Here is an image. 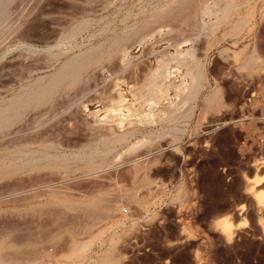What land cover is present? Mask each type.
Masks as SVG:
<instances>
[{
    "label": "rangeland",
    "instance_id": "1",
    "mask_svg": "<svg viewBox=\"0 0 264 264\" xmlns=\"http://www.w3.org/2000/svg\"><path fill=\"white\" fill-rule=\"evenodd\" d=\"M5 1L0 107L27 97L69 58L105 54L82 70L79 82L63 81L47 100L27 106L14 123L23 124L20 138L0 137V247L10 262L104 264L116 256L114 264H264V207L244 193L242 175L264 176V0H232L229 19L200 30L182 18L214 1L181 0L174 18L162 21V32L153 23L134 35L171 0ZM235 25L237 33L227 34ZM147 32L154 33L144 41ZM190 35L192 42L181 40ZM178 39L184 50L196 46L206 68L208 85L198 100L182 103L173 119L138 126L128 143L95 158L111 163L103 169L85 172L83 160L69 159L64 167L41 157V151L61 156L105 148L98 139L113 132L94 113L107 114L116 83L134 102L129 86L148 88L158 67L155 53L175 52ZM118 43L125 58L116 52ZM253 56L252 67H244ZM214 92L213 105L206 106ZM239 204L247 205L250 226L229 244L209 223L227 211L238 223ZM75 243L87 247L75 251Z\"/></svg>",
    "mask_w": 264,
    "mask_h": 264
},
{
    "label": "bare ground",
    "instance_id": "2",
    "mask_svg": "<svg viewBox=\"0 0 264 264\" xmlns=\"http://www.w3.org/2000/svg\"><path fill=\"white\" fill-rule=\"evenodd\" d=\"M8 1H10V0H6L3 3L5 5H8L10 3V2L8 3ZM213 1H214V4H211V2H208V1L201 2L199 9L196 11L195 17L191 16L190 14H186L182 18L183 22H186V24L192 23L190 25H194V24L197 25V23H198L200 25V26L198 25L199 30H200L201 28L202 29L213 28L214 26L219 24V22H221L223 19H229V15L231 13V10L235 6L234 3L232 2V0H224L223 2H219V0H213ZM180 3H181V0H171L169 6H167L165 8L158 9L157 11H155L153 14V18L151 20H147L145 23L141 24L140 27L134 28L132 30V31H134V32H132L133 35L139 33L140 31L147 28L148 26H150L153 23H156V24L160 23L158 25V27L155 29V31L162 32V30H163L162 21H164L166 19H170L172 17L174 18V16L177 13L176 12L177 8H175L174 5H179ZM205 15L206 16L207 15L208 16H216L217 20L215 22H207L204 19ZM197 20H200V21L196 22ZM171 22H173V23H170V24H172L174 26L175 25L174 21H171ZM194 22H196V23H194ZM170 24H169V26H170ZM183 28L184 27L182 26L181 29H183ZM186 28H187V26H186ZM132 33H130V35ZM153 33L154 32H147L145 35H143L142 39L144 41L147 40V38H149ZM236 33H237V25H235L233 28L230 27L228 32H227V34H229V35L230 34L233 35ZM185 34L187 35V33H185ZM192 36L190 35V36L183 37V38H181V40H183V41L189 40L188 42H190V41L192 42L193 38H194ZM170 38H171V36L169 37V39ZM181 40H179V41L174 40L175 42L172 43V45L174 46L175 52L163 53L161 55H159L158 53H155L156 55H158V60H157L158 67L154 71H152L153 78H152V81L148 84V88H145V89L138 88V87H136V85L134 86L133 84H131V85L128 84L129 82H127L125 80L127 82L126 84L130 85L129 86L130 89H128V90L133 95L134 100H135L134 102L129 101V99L126 97L124 91L122 90V87L119 86V83H116L114 85L116 87L115 88L116 94L112 93L113 96H115V97L110 99L109 105L107 104V106H105V111L107 112V114L104 117H100V116H98V112L94 113V116L97 117L96 120L99 121L97 123H101V124H102V122L105 123L106 125L109 126V129L112 130V132H113V135L101 136L98 139L102 143L107 144L105 148H103V149L95 148L89 152L82 151V152H79L78 154L70 153V154H65V155H61V156L58 154H47V152L41 151V157L53 158L54 160H52V163L54 165H58L59 163H62V164H64V167H67V163H68L69 159L83 160L84 166L82 168H83V171H85V172L103 169L106 166H108L109 164L111 165V163L108 162V163H106V165L101 163V162L97 163L95 161V158H100V157L104 156L108 151L111 150V148L116 147L117 144H120L122 142L128 143L130 135L134 134L133 132L137 129L138 126H140L142 124L149 125V124H154L156 122H162L165 119H173L177 116L178 111L180 110V108L182 106V103H186L187 101H196V99L198 100V95L201 93V91L204 87L206 88V84L208 83V78L206 76V70H205L206 68H204L202 60H200V58L196 54V46H194L192 43L190 48L184 50V48H182V46H181V43H182ZM194 40H195V38H194ZM117 46L118 47L116 48L117 49L116 52L118 51V52L123 53V58H125L127 55L126 49L124 47H120V43H118ZM166 52H168V51H166ZM103 55H105V54H99L98 56H95L89 52V53L82 55V56L69 58L62 65V67L59 69V71L54 73L53 75H51L45 83H40L35 88L31 89L29 91V95L27 97H25L24 99L17 98L15 100H13L12 102H10L9 104H6V105L0 107V137L4 138V139H7L9 137L20 138L24 134V133H22L23 132V129H22L23 124L15 125L14 123L16 122L17 119H21L23 117L25 108L27 106H29L30 104H34L35 106H37L40 103L47 100L49 94L56 88L57 85H59L60 83H63V81H66L65 83H68V84H74V83H77L80 80H82V74H81L82 70L86 69L93 62H96L97 60H99L101 57H103ZM111 55L112 54L109 51L106 54V56H108V57H110ZM255 58L256 57L253 56L247 62V64L244 65V67L251 68L252 64L255 61ZM115 64H117V63L115 62ZM112 66H114V65H112ZM183 70H185V72ZM112 72H113V70H112ZM91 74H93V73H91ZM88 79H85V80L88 81ZM78 85H79V83H78ZM92 86H93V83H92ZM89 87H91V85ZM78 90L80 91V89H78ZM88 90L86 92H89ZM110 92H112V91H110ZM110 92H108V93H110ZM172 93H173V95H172ZM112 94H109V95H112ZM215 96H216V92L211 94V96L207 100L206 106L213 105L214 100H215ZM76 99L77 98H75V100ZM77 100H79V99H77ZM167 100H171V101L169 103H166L165 101H167ZM71 104H73V103H71ZM145 106H149V108L146 112H144V110H142V108ZM47 107H49V106H47ZM43 110H46V109H42V111H41L42 114H43ZM58 110H59V108H58ZM162 110L165 111V113L163 114V117L160 116V113H159ZM36 112H35V114L37 116ZM39 112L40 111H38V113ZM143 113H145V114H143ZM39 116H37V118ZM28 119H30V118H28ZM34 119L36 120V118H34ZM25 121H28V120H25ZM129 126H132V128H129ZM29 127H30V125H29ZM116 129H119L120 131H116ZM166 130H167V132L168 131L175 132L177 130V128L176 127H169ZM24 142H23L24 144H26V142L28 143V141H24ZM29 143H31V142H29ZM32 143H33V141H32ZM135 146H136V143L128 144L129 149H133ZM60 157L63 161L60 160ZM119 157H120V155L118 154L115 157V160ZM33 159L34 158H30V159L26 158V159H23L24 160L23 162L30 163L31 161H33ZM66 172H68V171H66ZM100 207H101V205H100ZM107 207L108 206H106L104 208H107ZM73 246H74V244H73ZM86 247H87L86 243H83V244L75 243V251L85 250ZM21 250L23 251V249H21ZM21 250H20V252H22ZM32 251H34V250H32ZM7 256H8V254H7ZM7 256H6L3 248L0 247V264H12V261L10 262L11 258H8ZM117 261H118L117 257L107 256L105 258L104 264H114Z\"/></svg>",
    "mask_w": 264,
    "mask_h": 264
},
{
    "label": "clouds",
    "instance_id": "3",
    "mask_svg": "<svg viewBox=\"0 0 264 264\" xmlns=\"http://www.w3.org/2000/svg\"><path fill=\"white\" fill-rule=\"evenodd\" d=\"M253 167H255V164ZM242 175L246 184L244 193L251 196L259 206L264 207V189L261 188V185H264V176L256 174L254 177L249 178L246 173ZM235 208L241 217L238 223L234 222V214L231 211L214 216L209 223V228L223 235L229 244L234 240L239 231L250 226V222L245 215L248 211L247 205L239 204L235 205ZM261 227L264 228V225H261Z\"/></svg>",
    "mask_w": 264,
    "mask_h": 264
},
{
    "label": "crops",
    "instance_id": "4",
    "mask_svg": "<svg viewBox=\"0 0 264 264\" xmlns=\"http://www.w3.org/2000/svg\"><path fill=\"white\" fill-rule=\"evenodd\" d=\"M116 257V256H115Z\"/></svg>",
    "mask_w": 264,
    "mask_h": 264
}]
</instances>
